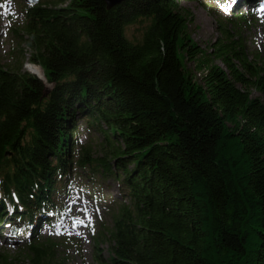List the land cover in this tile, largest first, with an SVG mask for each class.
Returning a JSON list of instances; mask_svg holds the SVG:
<instances>
[{"label": "trees", "instance_id": "trees-1", "mask_svg": "<svg viewBox=\"0 0 264 264\" xmlns=\"http://www.w3.org/2000/svg\"><path fill=\"white\" fill-rule=\"evenodd\" d=\"M178 7L21 4L29 61L47 82L0 62V224L30 253L2 264H62V242L39 228L58 225L72 174L111 177L123 196L104 200L111 227L95 248L109 251L98 264H264V63L234 32L250 13L229 18L232 28L219 21L199 85L182 56L203 52L188 34L192 14ZM141 23L130 40L126 29ZM79 119L97 148L76 140Z\"/></svg>", "mask_w": 264, "mask_h": 264}, {"label": "rangeland", "instance_id": "rangeland-1", "mask_svg": "<svg viewBox=\"0 0 264 264\" xmlns=\"http://www.w3.org/2000/svg\"><path fill=\"white\" fill-rule=\"evenodd\" d=\"M177 1L179 3L178 8L189 11L192 14L188 34L190 35L192 43L200 47L203 52L201 53V58L192 61L183 55V63L187 72L192 76V79L197 84L202 85V75L212 65L211 60H206L208 57L205 55L210 52L211 44L220 36V28L218 27L220 22L226 23L228 28L233 27L231 23L230 25L227 23L230 22L229 18L232 16L222 10L213 9L207 0ZM234 1L237 4L235 11L242 10L241 13H245V7L242 5L238 6V4L240 5L242 3V0ZM24 3H26V0H0V62L6 68H14L22 65V71H28L32 74H35L31 70L32 67H39L43 70L45 79L37 74L35 75L47 82L46 71L41 66L34 65L29 61L30 50L23 42L24 32L21 30V26L23 25L24 19L20 11V6ZM248 13H250L251 17L250 25H244L240 30L234 29V32L236 31V35L245 44L249 57L251 59L257 58L256 61L263 64L264 7L256 6L252 10H249ZM145 25L146 23H141L129 26L126 29L127 37L134 41L141 39ZM15 30L21 35H18ZM213 64L220 65L221 63L216 61ZM76 125L78 128L76 140L79 142L92 141V146L97 148L98 136L94 133H87L85 123L82 119H79ZM78 172L82 174L86 173V171L79 170ZM71 176V180L74 183L70 190V197L67 198V209L61 224L59 228H42L41 234L44 236L42 238L62 242L60 247H58L59 258L57 263L98 264L96 253L108 256L109 245L108 242H99L96 245V249L95 238L105 227H111L109 216L104 214L105 209L100 204H103V198L105 196L112 197L118 201L123 196L119 191V183L111 177L103 179L101 176H96L94 180H89L85 176H78V179L73 174ZM80 183L88 184V188H82L79 185ZM94 188L97 189L95 193H93ZM13 236L10 224H7L4 229L0 227V264H2V260L5 258H8L9 261L15 259L19 260V262L21 261V263H28L27 257L30 253L24 248L26 246L25 242Z\"/></svg>", "mask_w": 264, "mask_h": 264}, {"label": "bare ground", "instance_id": "bare-ground-1", "mask_svg": "<svg viewBox=\"0 0 264 264\" xmlns=\"http://www.w3.org/2000/svg\"><path fill=\"white\" fill-rule=\"evenodd\" d=\"M247 6L248 8H247V10H252L253 8H255L256 6H258L257 4H252V3H250V1H248L247 3H241L240 4V6ZM264 7V0H262V1H260V4H259V7ZM35 74H37L38 76H40L41 78H43V79H45V75H44V73H43V70L41 69V68H39V67H32V69H31ZM7 211H13V209H12V207L11 206H9L8 207V210ZM46 225H48V222L47 223H45L42 227H45Z\"/></svg>", "mask_w": 264, "mask_h": 264}, {"label": "water", "instance_id": "water-1", "mask_svg": "<svg viewBox=\"0 0 264 264\" xmlns=\"http://www.w3.org/2000/svg\"><path fill=\"white\" fill-rule=\"evenodd\" d=\"M39 0H27L28 3H37ZM108 9H111L117 6L120 3H123L126 0H104Z\"/></svg>", "mask_w": 264, "mask_h": 264}]
</instances>
